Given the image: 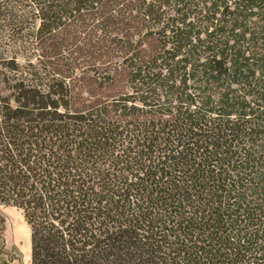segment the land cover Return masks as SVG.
Masks as SVG:
<instances>
[{
    "label": "trees",
    "instance_id": "obj_1",
    "mask_svg": "<svg viewBox=\"0 0 264 264\" xmlns=\"http://www.w3.org/2000/svg\"><path fill=\"white\" fill-rule=\"evenodd\" d=\"M0 204L32 264H264V0H0Z\"/></svg>",
    "mask_w": 264,
    "mask_h": 264
},
{
    "label": "rangeland",
    "instance_id": "obj_2",
    "mask_svg": "<svg viewBox=\"0 0 264 264\" xmlns=\"http://www.w3.org/2000/svg\"><path fill=\"white\" fill-rule=\"evenodd\" d=\"M32 50L29 55L36 62L33 56L35 49L31 41L27 45ZM35 46V45H34ZM71 58L76 65L73 67L78 72V76L85 72L84 78L79 80L76 85L74 97L76 102H100L112 100L119 95L129 92V86L124 74H118L114 77L112 83L106 84V81L96 80L100 77L99 73L104 68L97 67L95 62L91 61L89 54L81 55L79 52H70ZM75 60H74V59ZM20 64H25L24 58L20 59ZM97 69V71L94 70ZM97 72V73H96ZM12 93L6 88H2L3 96H10ZM30 232L29 226L25 221L22 211L12 206L0 204V264H32L30 258Z\"/></svg>",
    "mask_w": 264,
    "mask_h": 264
},
{
    "label": "crops",
    "instance_id": "obj_3",
    "mask_svg": "<svg viewBox=\"0 0 264 264\" xmlns=\"http://www.w3.org/2000/svg\"><path fill=\"white\" fill-rule=\"evenodd\" d=\"M29 232H30V258H31V230H30V228H29ZM31 263H32V261H31Z\"/></svg>",
    "mask_w": 264,
    "mask_h": 264
}]
</instances>
